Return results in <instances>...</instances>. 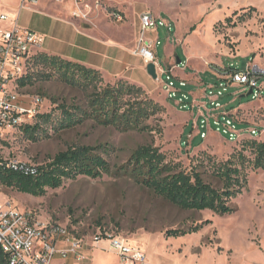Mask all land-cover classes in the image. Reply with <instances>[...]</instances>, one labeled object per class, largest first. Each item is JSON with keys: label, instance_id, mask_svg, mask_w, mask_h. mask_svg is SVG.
<instances>
[{"label": "rangeland", "instance_id": "obj_1", "mask_svg": "<svg viewBox=\"0 0 264 264\" xmlns=\"http://www.w3.org/2000/svg\"><path fill=\"white\" fill-rule=\"evenodd\" d=\"M6 2L19 6L21 0ZM143 12L161 16L173 25L175 39L168 44L170 34L162 29L157 32L160 44L156 59L187 84L199 85V79L209 80L212 73L230 64L242 68L245 63L264 70V0H39L36 6L27 5L19 10L18 25L30 24L28 29L44 35L41 52L69 55L76 59L74 62L98 70L102 85L123 81L140 87L163 112L148 121L149 126L156 128L150 134L122 133L98 127L90 120L58 134L48 127L49 137L44 138L41 133L36 143L23 132L17 133L0 144V158L41 166L69 146L108 144L113 153L106 158L110 165L119 166L137 147L151 144L167 160L180 163L187 171L198 167L214 187L220 185L208 167L199 165L201 161L206 164L210 158L223 162L241 151L246 158L253 159L250 149L227 141L213 127L201 138L200 145L191 144L197 132L190 112L177 110L166 100L162 84L146 74L145 62L136 56L138 17ZM114 14H119L123 22L117 23ZM242 15L248 17L239 22ZM230 17L234 26L224 22ZM6 26L0 23V28ZM77 47L94 54L87 57ZM171 48L173 53L166 58ZM108 54L111 60L106 59ZM108 68L110 71L105 74ZM44 72L54 74L42 64L33 66L30 74ZM25 91L44 99L45 112L61 104L87 107L89 91L71 88L56 75L26 87ZM228 97L230 101L234 99L231 114L235 122L260 130L256 140L263 141L264 97L260 100ZM189 126L191 131L187 133ZM246 174L245 189L230 202L235 213L224 217L209 211L178 210L127 177L105 176L99 180L81 177L64 182L57 190H48L42 198L0 186V204L32 211L40 222L61 224L87 240L100 228L139 246L150 264H264V169L252 171L248 167ZM204 222L208 225L196 234L180 238L164 236L167 230H187Z\"/></svg>", "mask_w": 264, "mask_h": 264}, {"label": "trees", "instance_id": "obj_2", "mask_svg": "<svg viewBox=\"0 0 264 264\" xmlns=\"http://www.w3.org/2000/svg\"><path fill=\"white\" fill-rule=\"evenodd\" d=\"M246 17L248 15H242L238 21L242 22ZM231 19L226 18L224 22L230 26ZM39 64L53 70L54 74L44 72L34 75L28 72L27 76L19 81L20 88L33 87L37 82L48 81L56 75L65 85L89 93L86 108L57 105L53 111L39 114L34 124L25 126L21 132L32 142L36 143L41 133L44 138H48L46 130L48 127H51L54 134H58L81 126L87 120L98 127L113 128L122 133L155 132L156 128L147 123L160 115L163 108L148 99L140 87L123 81L113 85H102L99 72L56 56L41 53L33 60V66ZM237 69L241 67L237 66ZM190 131L191 126L187 133ZM200 143L201 137L197 135L191 144L196 147ZM237 143L242 145L243 149H250L252 160L246 158L241 151L223 162L207 158L206 164L203 161L199 163L201 167L205 165L204 167L211 170V175L218 181L220 187H214L207 182L204 178L205 172L198 171V167L187 171L180 163L167 160L166 155L151 144L137 147L119 166H112L107 160L106 156L113 153V148L108 144L69 146L55 154L47 163L35 166L33 174L10 170L0 158V186L19 194L42 198L48 190H57L64 182L75 181L81 177L92 180H99L105 176L127 177L134 184L152 192L154 196L178 210L209 211L224 217L235 213L230 202L241 194L247 185L246 168L249 167L252 171L264 169V140L243 138ZM206 225L208 222L194 225L187 230H167L164 236L180 238L196 234ZM68 229L78 235L73 229ZM97 231L105 230L99 228Z\"/></svg>", "mask_w": 264, "mask_h": 264}, {"label": "built area", "instance_id": "obj_3", "mask_svg": "<svg viewBox=\"0 0 264 264\" xmlns=\"http://www.w3.org/2000/svg\"><path fill=\"white\" fill-rule=\"evenodd\" d=\"M38 2L21 0L19 10L27 5L36 6ZM114 17L117 23L123 22L119 14H114ZM9 19L6 15L0 16V21L8 22ZM10 22L9 28L0 29V144L8 142L25 126L34 124L36 117L45 112L43 98L30 96L19 87V81L33 67L34 57L41 54L43 36L20 27L17 18ZM138 24L136 56L146 65H154L156 81L165 89L166 100L175 109L190 112V120L197 135L204 139L213 127L229 142H238L243 138L258 139L261 131L237 124L228 108L229 104L221 100L230 90L229 94L234 98L251 92L248 97L252 100L262 99L263 69L249 64L237 69V65L230 64L226 69L212 73L208 81H201L202 90L199 96L194 97V93L187 89L188 84L177 79L171 70L156 59V48L160 44L157 32L162 29L167 34H173L172 24L150 12L141 13ZM166 40L169 41L170 37ZM243 133L245 135H241ZM2 161L10 170L25 174L35 172V166ZM87 242L91 246L105 243L107 250L118 258L119 264H149L145 252L139 246L127 243L120 236L97 231L88 240L83 239L61 224L40 222L32 211L19 210L9 203L0 204V264H51L55 258H72L75 262H83L86 259L83 250Z\"/></svg>", "mask_w": 264, "mask_h": 264}, {"label": "crops", "instance_id": "obj_4", "mask_svg": "<svg viewBox=\"0 0 264 264\" xmlns=\"http://www.w3.org/2000/svg\"><path fill=\"white\" fill-rule=\"evenodd\" d=\"M0 9H1L0 16L1 15H6V16H8L10 18L9 19L10 21L12 20V18H15V16L18 15L17 16V23H18L19 6L17 4H15V6H14V5H11L8 2H6V0H0ZM10 21H8V22L0 21V23H2V24H7L6 27L0 28V29L9 28L11 26V22ZM27 26H30V24L27 25ZM27 26H25V27L22 26V28L28 29ZM137 31H136V36H137ZM38 34H40V33H38ZM42 36L44 37V35H42ZM170 36H171L170 40L173 39V38L175 39L174 31H173V34H171ZM170 40L169 41L166 40V43L168 44L169 42H171ZM76 49H77L78 52H82L83 54H86L87 57H89V55H93L94 54V53H89L84 47L83 48L77 47ZM109 49H111V48H109ZM41 53L42 54H46L44 52H41ZM172 53H173V50L171 48L170 52H169V54L167 55L166 58L170 57L172 55ZM175 53H176V51H175ZM46 55H49V54H46ZM49 56H56V57H59V58H61L63 60L70 61V62L76 61V59H73L72 57H69V55H49ZM109 58L111 60V55L110 54H108V57H106V59H109ZM74 63H77V62H74ZM86 68L95 70L92 67H88V66ZM108 70L110 71V69L108 68L105 71V74L106 73L108 74ZM95 71L99 72L98 70H95ZM199 81L201 82L200 79H199ZM206 81H208V80H206ZM201 84H202V82L199 85H197L195 83H189L187 89L194 93V97L199 96L198 94H199L200 90H202V88L200 87ZM231 91L232 90H230L229 93H231ZM229 93L225 94L224 97L221 100L222 103H224V104L228 103L229 104L228 108L232 107L231 104L234 103V102H232L233 99L230 101V98L228 96H231V95ZM83 253H84L85 257H86V259L83 262H75L72 258H69V259H66V260H61L60 258H55L51 264H119L118 258L113 253H111V252H109L107 250V245L105 243H99V244H97L95 246H91L90 242L89 243L87 242V244L84 247Z\"/></svg>", "mask_w": 264, "mask_h": 264}, {"label": "water", "instance_id": "obj_5", "mask_svg": "<svg viewBox=\"0 0 264 264\" xmlns=\"http://www.w3.org/2000/svg\"><path fill=\"white\" fill-rule=\"evenodd\" d=\"M146 74L152 79V80H156L157 79V75L155 73V67L152 63H149L146 65ZM251 94V92H248L247 95H243V96H240V98H245V97H248L249 95Z\"/></svg>", "mask_w": 264, "mask_h": 264}]
</instances>
